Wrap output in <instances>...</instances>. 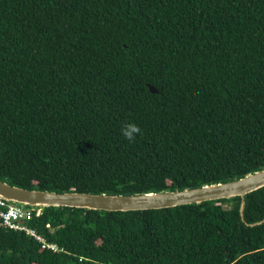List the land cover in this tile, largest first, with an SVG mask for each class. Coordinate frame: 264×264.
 <instances>
[{
	"label": "trees",
	"instance_id": "1",
	"mask_svg": "<svg viewBox=\"0 0 264 264\" xmlns=\"http://www.w3.org/2000/svg\"><path fill=\"white\" fill-rule=\"evenodd\" d=\"M263 167L264 0H0L1 180L134 194ZM244 200L44 206L27 223L58 250L0 224V264H264V186Z\"/></svg>",
	"mask_w": 264,
	"mask_h": 264
},
{
	"label": "water",
	"instance_id": "2",
	"mask_svg": "<svg viewBox=\"0 0 264 264\" xmlns=\"http://www.w3.org/2000/svg\"><path fill=\"white\" fill-rule=\"evenodd\" d=\"M147 86L152 93L157 92L150 83H147ZM262 186H264V167L226 181L205 183L182 189H165L134 194L25 188L0 179V197L24 207L68 206L100 211H127L172 207L240 196L239 211L243 218L245 194ZM263 220L264 218L254 224H258Z\"/></svg>",
	"mask_w": 264,
	"mask_h": 264
},
{
	"label": "built area",
	"instance_id": "3",
	"mask_svg": "<svg viewBox=\"0 0 264 264\" xmlns=\"http://www.w3.org/2000/svg\"><path fill=\"white\" fill-rule=\"evenodd\" d=\"M39 214L40 208L34 211V208H28L13 204L8 200L0 197V224L8 229L23 231L27 235L32 236L41 243L40 249L58 250L54 243L47 242L45 238L37 233V231L28 225L27 221L31 220L33 214ZM48 226V224H47Z\"/></svg>",
	"mask_w": 264,
	"mask_h": 264
},
{
	"label": "clouds",
	"instance_id": "4",
	"mask_svg": "<svg viewBox=\"0 0 264 264\" xmlns=\"http://www.w3.org/2000/svg\"><path fill=\"white\" fill-rule=\"evenodd\" d=\"M121 132L125 139L132 142L141 133V129L135 123H127L122 126Z\"/></svg>",
	"mask_w": 264,
	"mask_h": 264
},
{
	"label": "bare ground",
	"instance_id": "5",
	"mask_svg": "<svg viewBox=\"0 0 264 264\" xmlns=\"http://www.w3.org/2000/svg\"><path fill=\"white\" fill-rule=\"evenodd\" d=\"M44 237V236H43Z\"/></svg>",
	"mask_w": 264,
	"mask_h": 264
}]
</instances>
